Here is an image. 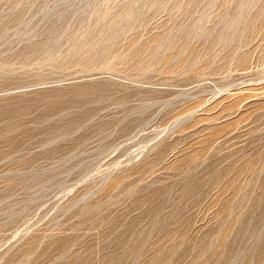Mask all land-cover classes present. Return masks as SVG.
<instances>
[{
	"label": "rangeland",
	"instance_id": "1",
	"mask_svg": "<svg viewBox=\"0 0 264 264\" xmlns=\"http://www.w3.org/2000/svg\"><path fill=\"white\" fill-rule=\"evenodd\" d=\"M0 264H264V0H0Z\"/></svg>",
	"mask_w": 264,
	"mask_h": 264
}]
</instances>
